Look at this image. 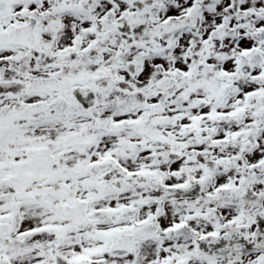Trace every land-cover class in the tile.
<instances>
[{
    "label": "snow or ice",
    "instance_id": "1",
    "mask_svg": "<svg viewBox=\"0 0 264 264\" xmlns=\"http://www.w3.org/2000/svg\"><path fill=\"white\" fill-rule=\"evenodd\" d=\"M0 264H264V0H0Z\"/></svg>",
    "mask_w": 264,
    "mask_h": 264
}]
</instances>
